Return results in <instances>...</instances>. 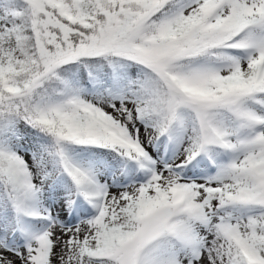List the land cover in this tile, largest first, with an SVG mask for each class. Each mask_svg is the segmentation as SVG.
I'll return each instance as SVG.
<instances>
[{
    "label": "snow or ice",
    "instance_id": "snow-or-ice-1",
    "mask_svg": "<svg viewBox=\"0 0 264 264\" xmlns=\"http://www.w3.org/2000/svg\"><path fill=\"white\" fill-rule=\"evenodd\" d=\"M0 264H264V0H0Z\"/></svg>",
    "mask_w": 264,
    "mask_h": 264
}]
</instances>
